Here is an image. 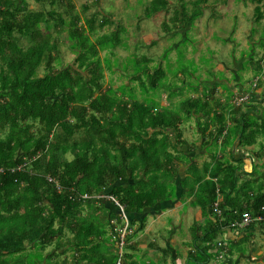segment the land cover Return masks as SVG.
<instances>
[{"label": "trees", "instance_id": "trees-1", "mask_svg": "<svg viewBox=\"0 0 264 264\" xmlns=\"http://www.w3.org/2000/svg\"><path fill=\"white\" fill-rule=\"evenodd\" d=\"M33 1H44L49 9H31L28 0H0V264H7L10 255L48 247L53 252L45 256L62 255V264H117L119 259V264H138L130 253L135 225L144 230L147 218L167 210L177 193L181 199L192 197V205L203 212L213 213L222 198L221 214L202 238L208 245L197 249L206 261L224 227L243 213L264 217V187L255 192L241 187V160L232 165L231 157L222 159L214 152L212 164L189 165L181 149L193 151L195 144L183 140L180 127L196 115L206 119L199 130L207 153L210 147L231 151L235 143L239 148L253 146L264 139V90L254 106L246 101L236 106L232 93L223 90L218 96V87L205 83L202 98L190 97L198 85L186 82L181 72L173 76L179 77L176 83L164 85L165 69L160 62L149 68L151 59L145 56L134 59V67L139 62L145 67L120 75L142 85L138 100L130 82L115 86L106 79V73L116 72L107 58L117 59L115 50L124 46L119 27L101 33L114 24L111 17L101 12L87 16L86 6L78 13L71 0ZM204 1L192 2L195 10L189 7L187 12L174 5L170 20L197 19ZM250 1L257 3L255 21L260 23L264 0ZM150 4L154 15L167 12L169 1ZM63 32L74 55L65 64L59 39L53 37ZM189 77L191 81L194 76ZM182 81L189 91L186 97L181 87L176 89ZM252 82L264 87V68H256ZM151 92L180 101L164 107L153 100L146 103ZM223 92L229 94L224 102ZM180 165L188 170L179 179ZM84 194L91 199L80 200ZM107 196L123 208L131 231L121 257L112 239L114 228L123 225L120 210ZM69 250L70 262L65 257ZM189 261L202 264L191 256Z\"/></svg>", "mask_w": 264, "mask_h": 264}, {"label": "rangeland", "instance_id": "rangeland-1", "mask_svg": "<svg viewBox=\"0 0 264 264\" xmlns=\"http://www.w3.org/2000/svg\"><path fill=\"white\" fill-rule=\"evenodd\" d=\"M71 1L78 13L82 14V7L86 6L88 8L86 12L87 16L90 13L101 12L112 18L114 24L107 26L101 33L108 34L114 32L116 26L122 30L121 37H124L123 49L115 50L117 59L112 57L109 61L107 58V63H109L110 67L112 68L114 66L115 70L119 72L113 76H110L111 73H106L107 82L111 79L115 86L127 85L130 81L120 79L121 73H129V70L138 72V69H142L146 65L145 63L142 64L139 62L135 68L134 59L140 60L145 56L151 59V63L147 65L149 68L154 67L160 62L162 68L165 69L167 75L163 80L164 85L168 81L175 82V79H179V77L173 78L177 72H181L182 78L187 79L186 82L189 83H191L189 75L192 74L194 76L192 77L193 80L194 78L197 80V84H192L198 85L202 80V86H207L205 85L207 84L206 82L213 83L214 80H223L226 76L232 75L233 79L239 78V84L247 90L248 88L246 87H250L252 84V78L256 68L264 67V50L259 48V43H264V27H260V25L264 26V20L260 23L255 21L254 9L257 3L251 2L250 0H206L201 6H204L206 3L208 5L207 10L209 11L211 9L214 17L210 18L209 14H207L209 12L204 10L206 7L204 9L202 7V15L197 19L192 20L190 17V19H180L177 21L178 24L175 20L169 19L172 15L173 6L179 7V11L182 8L187 12L189 7L192 8V2L196 0H169L170 6L168 14L155 17H151L153 15L151 13L152 4H150L152 0ZM187 2L191 3L189 4ZM28 3L31 9L38 10L41 7L49 9L44 1L36 3L33 0H28ZM259 8L264 12V3L260 4ZM55 9H58L57 5ZM62 11L61 9V12H59L62 13ZM62 14L64 15L62 17L67 19L66 15L64 13ZM163 23L167 24L169 28L163 27ZM174 25L178 26V32H175ZM66 35V32L61 33V35L53 33V37L59 39L58 45L64 64L72 62L74 58V55L68 48V42L65 39ZM151 37H154V39L150 40ZM260 37L261 40L263 39L262 43L258 42ZM149 40L151 45H148ZM253 52L255 53L253 54ZM101 56L103 57L104 54L102 53ZM245 56L247 58L246 61ZM218 62L225 67V71L228 70L226 67L228 66L232 73H224V71H218L217 68H215L217 71H214V67ZM201 70L204 74H199ZM130 85L135 90V97L141 100L144 92L141 90L142 85H137L136 82H130ZM118 91L120 92V90ZM183 91L184 93L181 96L186 97L189 95L188 89ZM120 93L123 92L121 91ZM127 94H130V91ZM150 95L146 103H149L150 100L158 103V100H161V95L163 94L160 95V98L154 92H151ZM179 101L180 99H178ZM164 105L167 104L165 103ZM203 120L207 122L206 119ZM180 127L183 132V140L187 143H191L192 138L198 135L196 134V127L192 118L190 120L184 119ZM213 151L214 149L210 152ZM149 218L146 221L148 225L151 224ZM158 228H160L159 223L152 224L149 232L140 230L137 236L140 238L145 233L144 241L151 243L154 238L160 243L159 238L156 236L158 235ZM66 236H69V234L67 233ZM199 243L195 241V244H191V246L198 247ZM206 245L208 244L205 243ZM50 252H53V247H48L44 252H40L37 248L29 249L22 254L8 256L5 262L7 264H62V255L57 258L54 257V259L45 256ZM62 252L61 250L59 251V253ZM206 254V256L209 255L208 257H213V254L209 252H206ZM72 255V250L67 251L65 257L68 262L72 261ZM136 256L138 264H143L144 261L142 260L148 259L146 256L143 258L140 254H136ZM198 256L200 257V255ZM208 263L215 264L218 262L216 258H213L209 262L208 258L205 264Z\"/></svg>", "mask_w": 264, "mask_h": 264}, {"label": "crops", "instance_id": "crops-1", "mask_svg": "<svg viewBox=\"0 0 264 264\" xmlns=\"http://www.w3.org/2000/svg\"><path fill=\"white\" fill-rule=\"evenodd\" d=\"M169 6L166 10L167 12L154 14L151 17L162 16V14L167 15L169 12ZM207 6L208 5L203 6V8L206 7L204 9L206 11H208ZM208 12L209 13L207 14H209L210 18L214 17L211 9ZM260 27L264 26L260 25ZM249 37L251 36L249 35ZM151 39H154V37H151L150 40ZM150 40L148 41V45H151ZM258 42L262 43L263 39L261 40L260 37ZM259 45V48L262 49L260 43ZM246 59L247 58L245 56V61ZM226 67L228 70L225 71V67L218 62L214 67V71H217L215 69L217 68L218 71H224V73L231 72L229 67ZM115 73L119 72L116 71ZM201 73H203L202 70L199 74ZM238 81H240L239 78L233 79L232 75H230L226 76L223 80H214L213 83H206L209 86L213 85L218 87V96L220 95L221 90H226L228 93H232L233 98L241 96L246 97L248 105H258V103L262 100L261 94L264 87L260 85L254 86L252 82L250 87H246L248 88L246 90L244 86L239 84L240 82ZM190 82L197 83V80L195 78L194 80L191 78ZM180 87L182 90L187 89L186 84L183 83V81L177 84L176 89L179 91ZM198 87V92L194 95L190 94L191 97L199 95L202 98V80L199 82ZM228 93H222V102L226 101L229 95ZM161 96H159V98L161 97V100H158L159 106H165V103L169 105L172 104L173 101L174 103L178 101V99L170 101L167 98V94ZM233 98L231 101H233ZM256 116L259 118L260 114H256ZM203 119L204 118L200 115H196L192 118L195 123L196 134H198L192 138L191 143L195 144L194 150L189 152L186 147L181 149L187 160H189V165H191L190 161H194L198 167H201L203 164L208 162L212 164L213 160L211 159V155L215 152L217 156L222 157V159L230 160L231 157V159L234 160L233 162L230 160L232 165H237L235 161L241 160L240 173L242 174L239 179L241 187H249L254 192L258 191L260 187H264V140L259 138L257 144L245 148H239L237 146L238 144L235 143L231 151L229 149L223 151L218 147L217 151L214 149L213 152H210L213 149L210 147V151L207 153L206 149H202V141L200 139L201 133L199 126L205 123V120ZM187 170L188 166L180 165L178 178H183V175ZM177 191L180 193L184 191L185 193V190L183 189H177ZM177 194L179 196L178 199L173 202L167 210L149 216L151 224H146L144 228V232H149L150 228H152V224L159 223L160 228L157 229L158 235L156 236L159 238L160 243H158L154 238L151 243L144 241L145 233H143L139 238V236H137L139 232L138 225H135L137 231L131 241V245L134 246V249L130 252L133 255L132 261H138L136 254H140L143 258L145 256L148 257V259L142 260L144 261L143 264H196L189 261L190 256L194 257L195 260H199L202 264L206 263L205 257L201 256V254L196 251H198L197 249H202L207 246H205V242H203L202 238L216 223L217 216H219L217 210L219 202L222 201V198L219 197L215 202L213 206L214 211L212 213L209 209L206 210V212H203L200 207H194L192 205L194 202L192 197H188L186 199H184V197L181 199L179 193ZM233 213L236 214L238 211L236 210ZM260 218L261 219L259 221H253L254 223L245 229H238L230 226L224 227L221 234L215 239L216 248L209 251L210 254H213V257L209 258V262L213 258H216L218 263L215 264H264V217L262 216ZM172 219H174L173 222H171ZM195 240L200 242L198 247L191 246V244H195ZM219 243L222 244L223 249L218 248L217 245ZM196 254L200 255V257ZM219 254L222 255L220 259L218 258Z\"/></svg>", "mask_w": 264, "mask_h": 264}, {"label": "built area", "instance_id": "built-area-1", "mask_svg": "<svg viewBox=\"0 0 264 264\" xmlns=\"http://www.w3.org/2000/svg\"><path fill=\"white\" fill-rule=\"evenodd\" d=\"M246 99H247L246 97H239V98H237L235 100V105L241 104ZM98 198L99 199H102V198H104V196H99ZM105 198H107L108 200H111L112 202H114L115 205L120 210V216H121L122 224L123 225H121V227L114 228V233L116 235L115 236L113 235L112 236V239L113 240H116L115 241V247L118 250V255H120V257H121V255L123 254L124 238H125V236L127 234H130L131 231L128 230V220H127V218H126V216L124 214L123 208L118 204V202L113 197L107 196ZM79 199L82 200V201H86L88 199H91V197H89L88 195L84 194V195L80 196ZM217 213L220 216V211H218ZM241 216L242 217L238 221H235V222L231 223L230 224V227H234V228H238V229H245V228L249 227V225L252 223V221H259L261 219L260 217L254 219L248 213H243ZM111 223H113V222H111ZM217 246H218V248L223 249L221 243H219ZM221 256L222 255L219 254L218 258L220 259ZM119 262H120V259L118 260V263L117 264H119Z\"/></svg>", "mask_w": 264, "mask_h": 264}, {"label": "clouds", "instance_id": "clouds-1", "mask_svg": "<svg viewBox=\"0 0 264 264\" xmlns=\"http://www.w3.org/2000/svg\"><path fill=\"white\" fill-rule=\"evenodd\" d=\"M241 97H242V96H241ZM235 98L237 99V98H239V97H235ZM236 99H235V100H236ZM235 100H234V104H235ZM245 101H247V99H246ZM239 105H240V104H239ZM239 105H236V106H239Z\"/></svg>", "mask_w": 264, "mask_h": 264}]
</instances>
